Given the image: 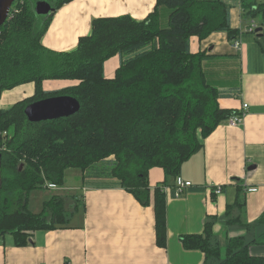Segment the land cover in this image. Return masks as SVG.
<instances>
[{"label":"trees","instance_id":"obj_1","mask_svg":"<svg viewBox=\"0 0 264 264\" xmlns=\"http://www.w3.org/2000/svg\"><path fill=\"white\" fill-rule=\"evenodd\" d=\"M36 1L16 0L0 27V98L34 84L31 97L0 110V239L11 235L16 247H25L36 231L65 228L69 211L82 209L81 200L67 212L64 198L53 195L40 212L31 213L28 195L47 183L62 186L66 169L75 168L84 185L119 187L143 207L152 200L156 244L164 247L167 185L157 184L151 194L149 171L160 168L174 180L202 141L240 113L219 104L240 93L236 58L193 54L189 48L191 37L204 40L213 33L239 39L241 32L230 26V1L156 0L142 21L94 19L91 33L71 52L49 50L41 40L54 13L74 0H43L54 8L48 17L35 14ZM239 1L244 17L262 14L264 3ZM116 55L119 67L107 79L104 63ZM61 80L73 83L54 91L43 87L45 81ZM61 95L79 102L75 115L26 120V105ZM240 201L228 205L225 214L243 208ZM255 224L264 226V215ZM213 225L214 219L207 220L201 234L181 236L183 249L200 251L210 264H264L242 236L228 237L220 246Z\"/></svg>","mask_w":264,"mask_h":264},{"label":"crops","instance_id":"obj_2","mask_svg":"<svg viewBox=\"0 0 264 264\" xmlns=\"http://www.w3.org/2000/svg\"><path fill=\"white\" fill-rule=\"evenodd\" d=\"M155 4L156 0H74L54 13L41 43L55 52H71L79 38L91 33L92 20L128 16L142 21ZM229 4L230 26L241 32L240 49L232 48L225 33H213L204 40L191 37L189 48L193 54L236 58L240 93L220 99L219 104L223 109L236 111L246 105L245 117L237 127L221 123L202 141V148L182 164L179 176L192 187L178 198L166 194L165 246L156 244L152 200L143 207L119 187L84 185L80 171L81 183L75 184L80 193H73L77 190L65 181L49 190L65 202L70 198L72 205L81 200L82 209L69 212L63 229L34 232L25 247H16L11 235L0 239V264H210L203 253L184 250L180 242L183 235L201 234L204 223L210 219H214L212 230L220 246L228 237L242 236L250 245V254L264 260V226L253 225L264 215V14L258 20L255 18L258 22L254 24L243 16L239 0H230ZM257 27L262 28L261 36L254 32ZM110 60L115 64L106 71ZM120 61L116 55L104 63L105 78L114 77ZM72 83L45 81L43 87L54 91ZM33 94V83L5 91L0 98V110ZM163 181L171 187L174 180L165 178L160 168L149 171L151 194ZM212 184L221 187L219 194H213ZM248 188L257 191L247 193ZM237 199L244 201V207H231L227 216V206Z\"/></svg>","mask_w":264,"mask_h":264},{"label":"water","instance_id":"obj_3","mask_svg":"<svg viewBox=\"0 0 264 264\" xmlns=\"http://www.w3.org/2000/svg\"><path fill=\"white\" fill-rule=\"evenodd\" d=\"M16 0H0V27L6 22L10 9ZM33 10L37 16L48 17L54 8L46 1L33 3ZM262 28L257 27L254 32L261 36ZM80 110L79 102L70 95H61L35 101L26 105L24 116L29 123H40L68 118Z\"/></svg>","mask_w":264,"mask_h":264},{"label":"rangeland","instance_id":"obj_4","mask_svg":"<svg viewBox=\"0 0 264 264\" xmlns=\"http://www.w3.org/2000/svg\"><path fill=\"white\" fill-rule=\"evenodd\" d=\"M262 8H263V12L262 13L264 14V5L262 6ZM259 17L260 16H258V18ZM258 18H257V20H258ZM252 20H253L252 22H254V24H256L257 20L256 21H255V19H252ZM114 64H115L114 60H110L109 62H107L106 71H109L108 67L110 65L114 66ZM238 68H239V66H238ZM107 74H109V73L107 72ZM57 86H59V85H57ZM79 174H80V170L75 169V168L66 169V171L64 172V181H65L66 185L71 187V188H75L77 190V191H73V193H80V190L77 189V187H79V186H75V184H77V183L80 184L81 183V179H80V175ZM45 187H46V184H44L43 188L37 189V190H33V191H31L29 193V195H28V205L27 206H28V210L31 213L40 212L42 210V208H43V202L46 199L51 198V196L54 195V192L52 190H49L47 187L46 188ZM67 193H72V191H68ZM65 203H66L65 206L67 207V212H68L69 209H70V206L72 205V202H71L70 198L66 199Z\"/></svg>","mask_w":264,"mask_h":264},{"label":"built area","instance_id":"obj_5","mask_svg":"<svg viewBox=\"0 0 264 264\" xmlns=\"http://www.w3.org/2000/svg\"><path fill=\"white\" fill-rule=\"evenodd\" d=\"M224 1H230V0H224ZM251 31L252 28H251ZM232 44V48L237 51L240 49V41L238 39L236 40H233L231 42ZM245 108H246V105H243V108L242 110L240 111L239 114L235 115V116H232L231 118H229L225 124H227L229 127H237L239 126L242 122H243V119L245 117ZM47 188L48 189H56L57 186H55L54 184H51V183H47L46 184ZM192 187V184L189 182V181H185L183 180L180 176L176 177L174 179V182H173V185L172 187H165L163 189V191L168 194L170 197H173V198H178L180 197L187 189L191 188ZM211 188H212V192L213 194L217 195L221 192V187L219 185H215V184H212L211 185ZM257 190L255 188H248L246 189V192L247 193H254L256 192Z\"/></svg>","mask_w":264,"mask_h":264}]
</instances>
